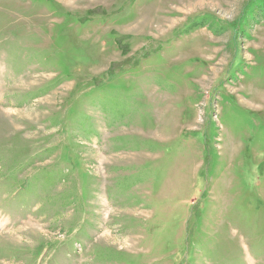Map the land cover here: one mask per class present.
<instances>
[{
    "label": "rangeland",
    "instance_id": "obj_1",
    "mask_svg": "<svg viewBox=\"0 0 264 264\" xmlns=\"http://www.w3.org/2000/svg\"><path fill=\"white\" fill-rule=\"evenodd\" d=\"M0 264H264V0H0Z\"/></svg>",
    "mask_w": 264,
    "mask_h": 264
}]
</instances>
